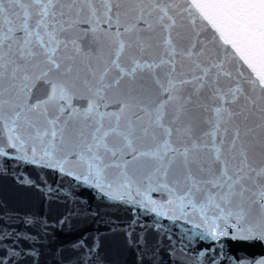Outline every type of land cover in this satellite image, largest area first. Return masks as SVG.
I'll return each mask as SVG.
<instances>
[{
	"label": "snow or ice",
	"instance_id": "obj_1",
	"mask_svg": "<svg viewBox=\"0 0 264 264\" xmlns=\"http://www.w3.org/2000/svg\"><path fill=\"white\" fill-rule=\"evenodd\" d=\"M0 264H264V0H0Z\"/></svg>",
	"mask_w": 264,
	"mask_h": 264
}]
</instances>
